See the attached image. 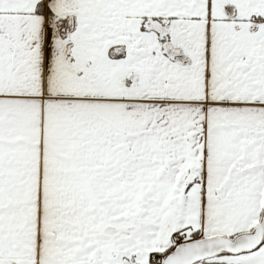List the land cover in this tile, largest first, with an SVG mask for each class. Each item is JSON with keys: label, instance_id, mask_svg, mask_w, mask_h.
I'll list each match as a JSON object with an SVG mask.
<instances>
[{"label": "snow or ice", "instance_id": "obj_1", "mask_svg": "<svg viewBox=\"0 0 264 264\" xmlns=\"http://www.w3.org/2000/svg\"><path fill=\"white\" fill-rule=\"evenodd\" d=\"M0 264H264V0H0Z\"/></svg>", "mask_w": 264, "mask_h": 264}]
</instances>
